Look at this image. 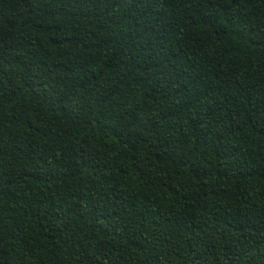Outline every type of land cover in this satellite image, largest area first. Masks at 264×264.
I'll use <instances>...</instances> for the list:
<instances>
[{"label":"trees","instance_id":"16d2710c","mask_svg":"<svg viewBox=\"0 0 264 264\" xmlns=\"http://www.w3.org/2000/svg\"><path fill=\"white\" fill-rule=\"evenodd\" d=\"M0 264H264V0H0Z\"/></svg>","mask_w":264,"mask_h":264}]
</instances>
